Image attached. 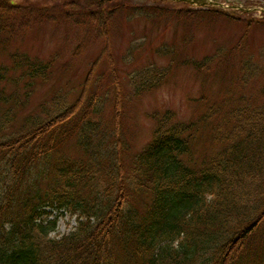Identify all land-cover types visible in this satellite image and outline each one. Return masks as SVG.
Returning a JSON list of instances; mask_svg holds the SVG:
<instances>
[{
    "label": "trees",
    "instance_id": "16d2710c",
    "mask_svg": "<svg viewBox=\"0 0 264 264\" xmlns=\"http://www.w3.org/2000/svg\"><path fill=\"white\" fill-rule=\"evenodd\" d=\"M80 1L63 0V18L95 24L104 39L73 95L53 92L29 106L34 85L50 77L53 56L12 50L9 62H0V264H249L264 256V101L240 94V103L224 108L222 99L185 120L170 108L153 110L149 138L123 156L122 83L108 23L117 9L138 6ZM176 10L184 17L225 14ZM40 15L31 3L0 0V45ZM102 55L110 83L107 139L98 122L106 96L98 85L89 89ZM212 55L191 62L203 68ZM257 63L240 60V84L264 71ZM167 68L128 71L130 97L160 83ZM201 125L208 126L209 151L194 146ZM65 142L74 153L60 150ZM62 214L74 223L56 233Z\"/></svg>",
    "mask_w": 264,
    "mask_h": 264
},
{
    "label": "rangeland",
    "instance_id": "374dc122",
    "mask_svg": "<svg viewBox=\"0 0 264 264\" xmlns=\"http://www.w3.org/2000/svg\"><path fill=\"white\" fill-rule=\"evenodd\" d=\"M14 1L31 3L41 15L36 21L30 19V24L0 45V62L8 63V52L12 50L40 57L53 56L50 77L34 85L29 106L37 105L53 92L62 94L70 90L69 96L73 95L104 38L100 33L95 36V24L86 20L84 25L73 24L65 20L61 11L63 0ZM117 1L138 6L117 9L108 23L109 47L122 83L123 156H129L149 138L154 124L149 114L153 110L170 108L174 110L176 119L185 120L195 118L209 105L216 107L222 99L224 108L232 100L240 103V94L250 103L264 101V92L259 90L264 86V71L247 83L238 81L241 59L249 57L251 62L264 63L260 53L264 48V0H212L215 3L200 8H214L226 15L201 11L187 17L179 15L176 9L198 6L182 0ZM249 2L253 4H247ZM82 7H73L72 10L81 12ZM79 42L82 47L74 53ZM216 48H223V52L213 57ZM161 49L165 51L161 53ZM211 55L203 68L195 67L191 62ZM147 64L167 65L165 77L154 87L130 97L127 72ZM97 85V93L106 96L98 122L102 127L100 135L107 139L110 83L103 55L96 64L89 89ZM207 132L208 126L201 125L198 137L193 141L197 150L201 145L208 151L212 147L203 145L209 141ZM60 150L74 153L75 147L65 142ZM73 223V217L59 215L56 233L68 230ZM252 259L249 264H264L261 254H257L253 262Z\"/></svg>",
    "mask_w": 264,
    "mask_h": 264
},
{
    "label": "water",
    "instance_id": "95a60500",
    "mask_svg": "<svg viewBox=\"0 0 264 264\" xmlns=\"http://www.w3.org/2000/svg\"><path fill=\"white\" fill-rule=\"evenodd\" d=\"M185 1H188V2H190V3H197V4H200V5H204V4H206L207 3V1L206 0H185ZM248 9V8H247Z\"/></svg>",
    "mask_w": 264,
    "mask_h": 264
}]
</instances>
